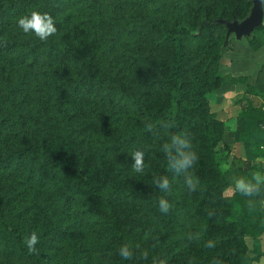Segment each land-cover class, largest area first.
<instances>
[{
    "label": "trees",
    "instance_id": "1",
    "mask_svg": "<svg viewBox=\"0 0 264 264\" xmlns=\"http://www.w3.org/2000/svg\"><path fill=\"white\" fill-rule=\"evenodd\" d=\"M252 8V0H0V61L11 70L0 84V141L6 136L15 144L0 150V247L7 245L8 258L27 260L24 264H55L49 247L60 238L45 232L35 251H30L26 240L31 232L18 221L29 205L18 211L10 207L26 198L32 188L43 193L55 183L53 192L62 214L71 209L87 222L94 215L105 216L104 229L116 242L127 239L115 214L120 198L140 200L147 206V216L154 218L162 212L168 223L178 222L183 212L171 188L180 178L196 198L189 209L194 222L201 221L202 241L211 242L215 250L229 248L234 254L232 258L208 254V259H240L242 264L256 261L247 255L245 241L251 238L256 248L264 235V169L260 163L264 160V107L242 100L248 103L232 136L246 151L241 178L235 171H223L218 161L226 129L209 101L212 94L248 83L245 77L222 71L224 51L230 50L231 42L226 26L219 22H242ZM33 10L48 13L55 22L57 31L47 41L24 33L16 24L18 16ZM67 11L70 13L65 14ZM262 36L264 25L247 38L253 51L264 48ZM144 38L151 39L150 48L147 42L141 46ZM129 69L144 72L145 89L164 100L143 106L138 94L126 86L128 74L124 72ZM259 79V85L247 86L246 94L264 101V65ZM97 85L100 91L95 93L92 88ZM86 98L111 105L119 113L143 110L146 125L130 138L116 136L113 142L85 149L76 138L79 130L66 114L73 103ZM37 105L44 114L52 111L57 122L35 126L32 109ZM173 135L184 140L183 153L195 156L188 169L177 166L182 157L171 143ZM154 136L161 142L150 150L151 160L144 162L143 172L129 182L130 188H124L120 174L105 168V158L135 140ZM232 172L233 183L229 179ZM165 178L169 187L160 189L158 181ZM4 180L9 182L8 188L2 186ZM238 183L244 190L223 198ZM162 198L169 203L167 212L160 210ZM63 219L57 217L51 235L71 234L61 229ZM216 233L227 236L212 240L210 235ZM128 242L131 245L130 238ZM118 261L136 264L132 257ZM154 262L161 264L158 258Z\"/></svg>",
    "mask_w": 264,
    "mask_h": 264
},
{
    "label": "rangeland",
    "instance_id": "2",
    "mask_svg": "<svg viewBox=\"0 0 264 264\" xmlns=\"http://www.w3.org/2000/svg\"><path fill=\"white\" fill-rule=\"evenodd\" d=\"M74 12L75 14L79 13L77 10H74ZM69 13L68 11L65 12V14ZM13 27L14 24L11 28ZM229 39L232 46L229 49L232 50L233 44L239 40L235 36H230ZM262 39L264 40L263 36ZM143 42L148 43L147 48L152 46L151 39L149 42L148 39L144 38L141 41V46ZM228 51L225 50L224 53ZM125 54H127V50ZM225 66L226 63L222 65V71L231 74L226 70ZM126 68H128V65ZM10 73L11 70L7 68L5 62L0 61V84H3L5 78ZM124 74H128L126 86L131 87L133 92L138 94L143 106H155L157 101L162 102L164 100L162 95L151 96L149 94L151 91L145 89L144 82L147 80V77H145L144 72L141 70L129 69ZM97 89L100 91L99 85L92 88L95 93H98ZM228 91L229 88H226L210 95L211 99H209L212 111L218 114L226 129L223 143L219 146L218 161L223 171L226 173L235 171L242 178L245 174L244 161L226 143L228 139H234L232 136L237 123L238 109L241 106L238 102H232L233 105L227 103L225 96ZM33 92H35V89H32L31 94ZM45 113L43 108L38 105L35 106L32 109L33 124L41 125L47 121L49 125H52L57 122L52 111L48 113L47 110ZM142 114L143 110L135 108L119 113L116 110L113 111L111 105H102L97 101L94 102L92 98H86L83 101L73 103L66 115L71 116L72 127L75 130H79L76 138L81 142L82 147L90 149L104 145L109 141L113 142L116 136L126 139L138 133L140 128L146 125ZM39 128L44 130L42 127ZM160 142L159 138L154 136L151 140H135L129 145H124L105 158V168L119 173L121 185L129 189L131 186L129 182L134 179L136 174H141V172L137 173L133 169L134 160L132 159V153L142 151L144 153V162L150 161V150L158 147ZM14 146L15 144L10 138L3 136L0 141V150L3 151ZM52 174L53 172L50 173V178ZM233 177L232 172L229 176L232 183L234 182ZM8 185V181H2L4 188H8ZM54 188L55 183L46 186L43 193H40L38 188H32L26 198L10 207L18 211L29 205L24 208V210L27 208L28 210L23 219L18 220L23 228H26L31 233L35 232L38 238L45 232H51L50 237H53V239L60 238V240H56L54 243L51 242V247H49L50 252L54 255L55 264H118L120 258L119 249L125 245L130 248L132 258L136 264H157L154 262V258H158L161 264H174L172 261L183 262L185 264H242L240 259V261L223 258L218 260H214L213 258L208 259V254L211 256L217 254L224 258H232L234 254L229 248L221 247L215 250L211 242L208 240L202 241L200 238L201 221L194 222L192 219L193 214L189 209L196 198L186 183L180 178L175 180V185L171 188L172 194L175 195L174 201L178 203V207L183 212L180 220L174 224H170L168 223V218H165L162 212H159L152 218L147 216V206L143 205L140 200L130 201L120 198L117 201L118 205L115 208V214L122 221V232L126 233L127 239L125 241L116 240V242L113 235L107 233L106 229H104V224L108 220L105 216L94 215L93 219L87 222L82 219V216L75 214L71 209L66 208L62 214L61 203L54 195ZM244 188L245 186L242 183H238L237 186L232 185L223 195V198H231L237 191H242ZM79 207L83 208L84 204H80ZM218 207L216 205L215 208ZM58 216L64 218L60 221L61 229L68 230L71 234L61 236L55 233L51 235L53 232L51 230L54 229ZM223 236H227V234L216 233L210 235V238L212 240H219ZM128 238L131 239V245L128 242ZM245 242L248 248L247 255L251 259L256 260L253 264H260L262 257L258 256L256 250L258 249L263 254L262 243L260 242L256 246V249L255 243L251 238H247ZM94 244L104 245V248H95ZM7 249L8 247L5 244L0 247V264H13V262L24 264L28 262L27 260H18L15 256L8 258L5 255L8 251ZM203 258H206V260Z\"/></svg>",
    "mask_w": 264,
    "mask_h": 264
},
{
    "label": "crops",
    "instance_id": "3",
    "mask_svg": "<svg viewBox=\"0 0 264 264\" xmlns=\"http://www.w3.org/2000/svg\"><path fill=\"white\" fill-rule=\"evenodd\" d=\"M233 49L224 53L223 65L226 63V70L229 71L234 77H245L248 79V83L245 85H235L229 88L225 100L227 103L233 105L232 102L240 104L238 109L239 114L242 109L247 105L248 101H242L248 99L256 108L264 107V101L257 97L248 96L246 94L247 86H257L260 83V72L264 65V48L255 52L253 51L247 39L238 41L233 44ZM241 102V103H240ZM216 113V112H215ZM218 113V112H217ZM236 114V111H235ZM237 123L235 125L234 132H236ZM227 145L231 147L234 153H238L242 157V161H246V151L243 144L235 143L234 139H228ZM262 168L264 169V160L260 161ZM260 177V176H259ZM263 257L260 264H264V235L261 238Z\"/></svg>",
    "mask_w": 264,
    "mask_h": 264
},
{
    "label": "clouds",
    "instance_id": "4",
    "mask_svg": "<svg viewBox=\"0 0 264 264\" xmlns=\"http://www.w3.org/2000/svg\"><path fill=\"white\" fill-rule=\"evenodd\" d=\"M16 24L24 33H31L35 35L41 41H47L50 36L56 33L57 28L53 18L46 12H40L33 10L27 14H24L17 18ZM171 143L176 147L177 151L180 152L181 159L177 160L178 168L188 169L193 159L195 158L193 153H183L181 149L186 147L184 140L178 136L173 135L171 137ZM167 150V145L165 146ZM132 159L134 160L133 169L135 172L140 173L144 170V153L142 151H135L132 153ZM257 180H260L261 177L257 176ZM189 186H192V180L187 181ZM158 187L160 189H168L169 182L168 180L162 179L158 181ZM247 191V188L245 189ZM160 210L167 212L169 209V203L165 199L159 201ZM38 236L35 232L27 238L26 243L30 251H35V246L38 244ZM211 246V245H209ZM119 255L122 259L128 260L132 257V252L130 248L125 245L119 249Z\"/></svg>",
    "mask_w": 264,
    "mask_h": 264
},
{
    "label": "water",
    "instance_id": "5",
    "mask_svg": "<svg viewBox=\"0 0 264 264\" xmlns=\"http://www.w3.org/2000/svg\"><path fill=\"white\" fill-rule=\"evenodd\" d=\"M227 28V37L235 36L237 40L250 38L253 33L264 25V2L263 0H253V8L250 16L242 22L234 20L220 21Z\"/></svg>",
    "mask_w": 264,
    "mask_h": 264
}]
</instances>
